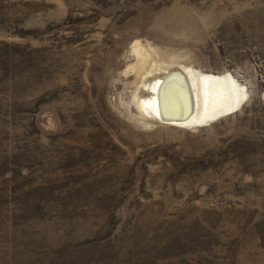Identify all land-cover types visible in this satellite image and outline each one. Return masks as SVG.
I'll use <instances>...</instances> for the list:
<instances>
[{"label":"rangeland","instance_id":"1","mask_svg":"<svg viewBox=\"0 0 264 264\" xmlns=\"http://www.w3.org/2000/svg\"><path fill=\"white\" fill-rule=\"evenodd\" d=\"M36 186L47 216L19 215ZM74 188L139 245L187 238L209 264L219 234L264 264V0H0V256L63 247Z\"/></svg>","mask_w":264,"mask_h":264},{"label":"trees","instance_id":"2","mask_svg":"<svg viewBox=\"0 0 264 264\" xmlns=\"http://www.w3.org/2000/svg\"><path fill=\"white\" fill-rule=\"evenodd\" d=\"M26 167L28 173L34 171L31 167ZM40 187L36 186L26 190L27 192L24 191V199L17 210L19 211V215L26 216L35 212H41L44 216H47V210L51 209V206L48 205L51 200L47 202L50 198L46 194L36 195L32 192L33 189L35 192H39L42 189ZM72 190H74L76 196L68 205V209L72 211V217L62 218L64 221L62 229L65 230L66 236L65 241L57 244L58 246H64L58 249H53V247L47 248L50 245L48 243V236H46V239L43 237L42 244L35 246L33 250L26 245H21V243L18 245L7 244L4 248L6 249L4 252L7 253V256L5 259L3 256H0V264H25L28 261L27 257L32 258L34 264H170V260L177 261L176 264L185 260L188 263L191 261H193L192 263H196L194 257H191L193 248H187L189 246L187 238L182 242V245L185 244L184 246H180L174 241H169L166 243L158 242L155 245L144 247L139 245L138 242H134V237H139L137 234L131 237L130 234H126L123 231L122 227H119L120 222L116 226L113 225L107 230H103L100 224L94 222L96 219L95 214H88L92 212V208L84 201L86 199L83 197L84 192L82 193L77 188ZM3 195L0 196V200L3 199ZM9 213H12V211ZM57 215L58 213L55 217H58ZM85 218L91 220L89 223L91 227H96L94 232L90 231L88 234H85L80 230V224H84L82 220ZM211 237V242H213L210 246L211 248L206 251L200 249L197 253L205 255V260L209 264H234L235 257L227 255L219 257L218 255L224 246L220 235L211 234ZM234 239L238 243L240 242L237 238ZM252 242L253 240H251ZM258 242L257 246L262 247L263 250L261 251L263 252L264 234L259 235ZM228 248L232 251V248ZM242 249L244 250L243 247ZM164 250L170 251L172 254L166 255ZM233 250L235 253L236 249ZM178 253L179 255H177ZM34 259L35 261H33ZM239 261L237 264H243L242 259Z\"/></svg>","mask_w":264,"mask_h":264},{"label":"bare ground","instance_id":"3","mask_svg":"<svg viewBox=\"0 0 264 264\" xmlns=\"http://www.w3.org/2000/svg\"><path fill=\"white\" fill-rule=\"evenodd\" d=\"M143 59H144V58H143ZM141 60H142V59H141ZM144 60H145V59H144ZM144 60H143V61L141 62V64H140L141 66H140V70H139V72H141L142 69H143V70L145 69V61H144ZM173 76H174V75H173ZM169 79H170V78H169ZM179 79H180L179 82H181L180 85L182 84L183 87H185V90H186L188 87H187L186 84H185V83H186L185 80H184V82H185V83H184L183 80H182L181 78H179ZM160 80H161V79H160ZM162 81H163V80H162ZM164 81H165V80H164ZM170 81H171V79H170ZM176 81H177V79H176ZM176 81H175V83H176ZM182 82H183L184 84H183ZM161 85H162V84H161V81H160V82L157 81V82L155 83V85L153 86V91H154V93H153V94H154L153 97H152L151 99H149L150 101L147 100V101H144V102L142 103V107H143L144 109H145V108L150 109V110H151V113H152L153 111H155V113H157V109L155 108V109H156V110H155V109H154V106H155V104H156L157 102H159V98L162 97V96H161V95H162ZM180 85H179V86H180ZM166 86H167V85H166ZM188 86H189V85H188ZM180 87H181V86H180ZM144 88H145V87H144ZM190 88H191V87H190ZM176 89H177V88H176ZM155 91H156V92H155ZM167 92H168V91H167ZM167 92H166V93H167ZM170 93H171V92H170ZM178 94H179V93H178ZM184 94H185V92H184ZM166 95H167V94H166ZM168 95H169V93H168ZM168 95H167V96H168ZM182 95H183V94H182ZM185 95H186V94H185ZM192 96H193V95H192ZM180 97H181V96H180ZM166 98H167V97H166ZM192 98H193V97H192ZM167 99H168V98H167ZM194 99H195V98H194ZM156 100H158V101H156ZM165 100H166V99H165ZM167 101H168V100H167ZM169 101H170V100H169ZM187 101H189V100L187 99ZM196 102H197V101H196ZM191 103H193V102H191ZM159 104H160V103H159ZM162 104H163V103H162ZM195 104H196V103H195ZM140 105H141V103H140ZM160 106H161V105H160ZM162 106H163V105H162ZM165 106H166V105H165ZM165 106H164V107H165ZM169 106H170V105H169ZM156 107H157V106H156ZM158 107H159V106H158ZM179 107H180V105H179ZM194 108H195V107H194ZM201 108H202V107H201ZM159 109H161V108H159ZM189 109H191V108H189ZM196 109H197V107H196ZM162 110H163V109H162ZM187 110H188V109H187ZM199 110H200V109H199ZM199 110H198V112H197V110H196V112L191 116V119H192V120H196V119L201 115V111H199ZM147 111H148V110H147ZM171 112H172V111H171ZM165 113H167L166 110H165ZM165 113H164V114H165ZM177 113H178V112H177ZM188 113H189V112H188ZM191 113H192V112H191ZM191 113H190V114H191ZM157 114H158V113H157ZM159 114H160V113H159ZM175 114H176V113H175ZM162 115H163V113H162ZM162 115H160V116L162 117ZM200 117H201V116H200ZM200 117H199V118H200ZM166 118H168V116H167ZM161 119H162V118H161ZM167 120H168V119H167ZM167 120H166V121H167ZM172 120H173V119H172ZM175 121H176V120H175ZM177 122H178V121H177Z\"/></svg>","mask_w":264,"mask_h":264},{"label":"water","instance_id":"4","mask_svg":"<svg viewBox=\"0 0 264 264\" xmlns=\"http://www.w3.org/2000/svg\"><path fill=\"white\" fill-rule=\"evenodd\" d=\"M177 73H179V72H177ZM180 75H181V73H179Z\"/></svg>","mask_w":264,"mask_h":264}]
</instances>
